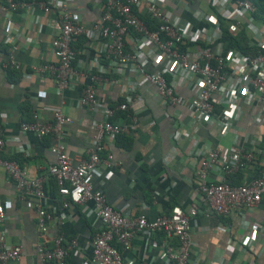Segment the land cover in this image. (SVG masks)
Wrapping results in <instances>:
<instances>
[{
    "label": "crops",
    "instance_id": "1",
    "mask_svg": "<svg viewBox=\"0 0 264 264\" xmlns=\"http://www.w3.org/2000/svg\"><path fill=\"white\" fill-rule=\"evenodd\" d=\"M62 1L68 2V11L87 28L86 33L75 38L71 48L75 51V66L89 68L101 77L95 84V103L76 105L79 92L77 83L59 92L49 76L39 80L30 72L32 66L55 61L50 41L55 33L57 9L49 7L48 11H44L35 7L12 13L10 34L15 46L13 55L20 62L21 68L15 69L17 78L11 80L15 76H8L3 67L10 45L0 43V125L4 141L2 154L6 158L20 161L30 176H45L47 166L54 160L48 148L51 138L37 139L33 133L21 130L19 121L29 119L31 111L37 112L41 119L49 120L52 111L59 109L70 120L64 126L66 152L76 158L84 156L91 147L96 123L103 119L104 108L125 104L127 112L115 111L110 120L115 124L132 123V127L129 126L120 137L105 142L101 157L105 158L110 153L112 160L98 166L92 177V186L103 192L116 210L126 215L143 214L152 218L167 213L173 207L186 212L190 205L198 202L199 195L195 190L192 172L194 163L187 157L192 142L196 147H220V156L227 155L235 143L247 148L253 147L258 150L255 168L264 167V117L253 120L251 107L243 109L241 116L224 137L214 125L194 123L195 139L192 142V138L180 136L173 143L171 139L174 129H184L189 125L191 111L184 106L163 104L153 86L135 75L131 63L122 68L117 66L116 60L102 56L103 39L97 32L91 31L93 21L100 14L97 0ZM218 2L156 0L166 11L179 17V27L185 31L207 29L211 19L215 18L224 24L225 20L217 10L221 5ZM146 3L143 0L139 15L145 13ZM226 6L223 11L231 10L233 5ZM238 17L239 21L244 22L243 15ZM2 26L3 17L0 13V40ZM241 32L248 37L246 47L250 38L248 30L243 28L231 35L238 36ZM133 38L131 33L124 40L127 53L132 50ZM216 44L223 52L229 50L223 49L221 36ZM148 47L151 48L144 46L141 50L147 51ZM181 49L192 54L197 51L198 45L188 44ZM148 58L145 66L148 72H158L165 68L164 59L150 54ZM233 67V62L227 67L223 86L227 91L232 88L238 93L230 77ZM165 78L170 80L166 74ZM176 91L184 100L191 97L185 87H179ZM217 108H220L219 105ZM167 156L169 159L165 160ZM255 170L250 168L249 174L254 176ZM247 174L243 172L242 176ZM209 177L215 178L212 173ZM47 184L48 181L46 187L49 186ZM48 190L47 201L41 203L32 197L20 198L13 181L0 170V199L4 205L8 204L2 223L4 241L7 245L16 244L21 248L20 258L6 264H53L52 261H41L35 248L40 244L49 248L52 237L56 235L62 237L70 264H91L90 239L97 229V222L92 215V201L69 204L65 210H61L62 197L58 193L50 196L51 191ZM39 204L51 215L45 234L39 233L36 227V205ZM61 213L64 215L62 221L58 219ZM245 220L248 226L242 227L241 220L232 214L223 218L198 211L189 222L193 243L191 255L197 258L199 264H264V201L246 211ZM222 226L227 227L228 231L223 230ZM254 228L253 245L245 246L243 240ZM165 243L174 244V241L164 239L160 234H137L131 240L130 249L120 251L123 264H163L162 245Z\"/></svg>",
    "mask_w": 264,
    "mask_h": 264
},
{
    "label": "built area",
    "instance_id": "2",
    "mask_svg": "<svg viewBox=\"0 0 264 264\" xmlns=\"http://www.w3.org/2000/svg\"><path fill=\"white\" fill-rule=\"evenodd\" d=\"M100 9L99 16L93 21L91 31L103 39L102 56L116 60L118 67H126L131 63L135 75L153 86L160 96L161 102L169 106L186 107L192 113L189 125L184 129H174L172 141L180 136L195 139L194 123H205L218 128L222 137L231 129L233 123L241 116L243 109H253V120L264 117V23H255L252 14L256 8L248 0H218L221 4L217 9L225 23L219 19H211L210 27L203 30H182L179 17L173 16L156 0H146L145 13L157 22V28L149 29L139 18V9L143 0H97ZM67 1L53 0L40 2L38 0H1L0 13L3 17L0 43L10 45L9 52L3 60L5 69L21 68L20 62L14 58V44L11 41L12 13L35 7L48 11L54 7L58 11L54 23L55 33L50 41V48L55 59L31 67V74L39 80L49 76L56 89L60 92L72 83L78 84L76 105L85 106L95 103V84L101 77L89 68L74 65L75 51L71 43L75 38L87 32V28L67 9ZM233 5L226 9V5ZM223 11V12H222ZM245 17L244 22L239 16ZM222 26L232 35L240 29L249 31L247 53L237 49L223 52L216 44L222 33ZM132 50L125 52L124 40L129 34ZM198 45L196 52L190 54L181 49L182 46ZM144 46L147 51L141 50ZM253 48V49H252ZM149 54L166 61L165 68L158 72H148L146 63ZM234 64L230 75L237 86L228 91L223 86L227 75V67ZM165 74L170 80L165 78ZM178 79V82L176 81ZM185 87L191 97L182 99L177 94V88ZM219 109L215 111V107ZM115 111L127 112L125 104L115 108L106 107L103 119L96 123L92 145L84 156L70 157L63 142L64 126L70 120L59 109H54L49 120L41 119L37 112L31 111L30 120L19 121L23 131L33 133L37 139L50 137L49 151L54 157L47 166L45 176H30L15 159L6 158L2 154L4 145L0 125V170L12 180L14 189L20 198L32 197L37 202L47 201L48 195L45 184L51 179L58 191L62 202L61 210L69 204L92 201V215L97 222L96 232L90 239L91 264H123L120 251H128L132 238L137 234H160L164 239H172L174 244L165 243L163 247V264H199L197 258L191 255L193 243L190 237V219L195 218L198 211L213 213L223 218L232 214L240 219L242 227L248 226L245 220L246 211L258 206L264 201V167L255 168L256 150L237 143L227 155L220 156V147H209L191 143L188 153L194 167L195 190L199 195L197 203L189 206L186 212L179 207L171 208L167 213L152 218L143 214L129 216L116 210L108 201L105 194L92 186L93 174L103 162L112 160L110 153L102 158L105 142L112 141L132 127V123L115 124L111 122ZM128 117V115H127ZM168 156L165 160H168ZM187 159V158H186ZM188 160V159H187ZM256 169L255 175H245L242 182L231 184L230 177L243 169ZM215 178H210L209 174ZM8 204L0 199V264L20 258L19 245L5 244V232L2 223L6 217L5 208ZM64 215H58L62 221ZM51 219L44 208L36 205V227L39 233L47 232V222ZM222 229L228 231L227 227ZM243 244L252 247L255 228L250 230ZM61 236H54L51 246L47 248L40 244L35 252L41 261H52L53 264H70L67 248L62 243Z\"/></svg>",
    "mask_w": 264,
    "mask_h": 264
},
{
    "label": "trees",
    "instance_id": "3",
    "mask_svg": "<svg viewBox=\"0 0 264 264\" xmlns=\"http://www.w3.org/2000/svg\"><path fill=\"white\" fill-rule=\"evenodd\" d=\"M248 1H250L254 5V7L256 8V10H254V12L252 14L253 21H255L258 24L264 23V0H248ZM139 18L145 22V24L147 25V27L149 29L157 28L156 27L157 26L156 20L151 18L148 14H146V13L141 14V15H139ZM247 38L248 37L245 36L244 33H242V32L238 36H232L231 34H229V32H227V30H225V27L222 26L221 40L224 42L223 49H229V50L230 49H237L242 53H247L248 50H251V48H249L248 46L245 47V42H247ZM4 50L6 51L7 48L5 47ZM5 71L8 73V76H10L11 74L15 76V78H11V80H15L17 78L15 68L10 67V68L6 69ZM92 72H94V71H92ZM217 110H218V108L215 107V111H217ZM27 120H30V116H29V119H27ZM118 137H120V136H118ZM43 138H46V137H43ZM10 159H15V158H10ZM15 160L20 164V161H18L17 159H15ZM243 172L249 173L250 170L247 171V169L245 168L241 171H238L233 176H231L230 177L231 184H233V185L240 184L242 182L243 177H244V176H242ZM47 186L49 187V190L51 191L49 194L50 196H53L55 193H58V191L56 190L55 184L51 179L48 180ZM48 187L45 186V189L47 188V190H48Z\"/></svg>",
    "mask_w": 264,
    "mask_h": 264
}]
</instances>
